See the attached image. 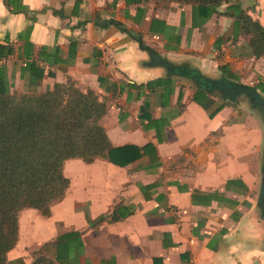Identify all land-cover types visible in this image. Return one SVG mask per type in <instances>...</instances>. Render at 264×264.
<instances>
[{
    "label": "crops",
    "instance_id": "1",
    "mask_svg": "<svg viewBox=\"0 0 264 264\" xmlns=\"http://www.w3.org/2000/svg\"><path fill=\"white\" fill-rule=\"evenodd\" d=\"M240 10L264 30V0L209 17L145 0H0L10 92L70 80L105 103L114 148L140 149L125 167L65 161L63 199L48 217L21 211L16 246L56 264H264V107L221 85L264 101V55L254 56Z\"/></svg>",
    "mask_w": 264,
    "mask_h": 264
},
{
    "label": "trees",
    "instance_id": "2",
    "mask_svg": "<svg viewBox=\"0 0 264 264\" xmlns=\"http://www.w3.org/2000/svg\"><path fill=\"white\" fill-rule=\"evenodd\" d=\"M191 5L207 17L223 3L239 0H145ZM243 31L253 36L256 57L264 55V30L241 10L236 15ZM11 53L0 46V60ZM141 87V86H139ZM145 87H150V84ZM106 105L92 91L82 92L67 80L42 93L10 92L0 74V264H11L8 253L19 237V214L33 209L50 215L52 204L63 199L69 181L63 174L67 160L86 164L104 159L125 167L140 157L135 146L114 148L100 121ZM99 217L90 227L99 225ZM73 234L63 236L66 240ZM30 264H56L33 253Z\"/></svg>",
    "mask_w": 264,
    "mask_h": 264
},
{
    "label": "rangeland",
    "instance_id": "3",
    "mask_svg": "<svg viewBox=\"0 0 264 264\" xmlns=\"http://www.w3.org/2000/svg\"><path fill=\"white\" fill-rule=\"evenodd\" d=\"M18 93H21L19 91H16ZM256 105V104H255ZM259 107V106H256ZM264 109V108H263ZM264 111V110H263ZM262 125L264 129V117L262 115ZM260 181L262 185V194L264 196V143L262 146V153H261V165H260ZM32 217L30 215H25V213L22 214L21 220H22V229H26L29 226V220ZM33 248L27 247L26 243H19L18 246H16L15 250L10 253L9 262L11 264H25L26 257L30 258V256H33Z\"/></svg>",
    "mask_w": 264,
    "mask_h": 264
},
{
    "label": "water",
    "instance_id": "4",
    "mask_svg": "<svg viewBox=\"0 0 264 264\" xmlns=\"http://www.w3.org/2000/svg\"><path fill=\"white\" fill-rule=\"evenodd\" d=\"M221 85L223 86V89L226 93L233 95L236 91H243V92L247 93L248 95H250L251 97L254 98L255 104H258V105H261L264 107V101L253 90L247 89L244 87H236L235 89L231 90V89L227 88L224 83H222Z\"/></svg>",
    "mask_w": 264,
    "mask_h": 264
}]
</instances>
